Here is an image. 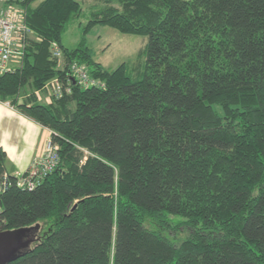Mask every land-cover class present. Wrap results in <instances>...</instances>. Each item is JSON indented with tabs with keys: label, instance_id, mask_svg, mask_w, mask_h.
<instances>
[{
	"label": "trees",
	"instance_id": "1",
	"mask_svg": "<svg viewBox=\"0 0 264 264\" xmlns=\"http://www.w3.org/2000/svg\"><path fill=\"white\" fill-rule=\"evenodd\" d=\"M97 1L67 48L77 0H8L33 37L0 101L51 131L59 161L22 189L0 148V232L32 234L6 264H264V0ZM95 25L146 36L140 77L94 60ZM52 42L103 86L36 102L64 75Z\"/></svg>",
	"mask_w": 264,
	"mask_h": 264
},
{
	"label": "built area",
	"instance_id": "2",
	"mask_svg": "<svg viewBox=\"0 0 264 264\" xmlns=\"http://www.w3.org/2000/svg\"><path fill=\"white\" fill-rule=\"evenodd\" d=\"M10 4L12 3L8 0H0V5L5 6L0 7V74L20 68L26 45L32 38V30L24 21L23 9ZM50 53L53 57H59L61 54L59 46L54 42L50 45ZM62 80L64 84L55 80V83L51 85L52 91L49 95L53 96V99L59 98L65 91H70L72 85L103 86L100 81L89 76L83 65L76 62L67 64ZM6 103L14 108L8 101ZM58 161L57 148L49 139L45 142L43 152L33 158L30 166L22 174L15 175L16 185L22 189H33L40 184L44 176L57 168ZM6 185L7 175L4 174L0 180V192L5 189Z\"/></svg>",
	"mask_w": 264,
	"mask_h": 264
},
{
	"label": "rangeland",
	"instance_id": "3",
	"mask_svg": "<svg viewBox=\"0 0 264 264\" xmlns=\"http://www.w3.org/2000/svg\"><path fill=\"white\" fill-rule=\"evenodd\" d=\"M77 1L80 4L81 12L78 17L72 21L68 29L62 35V44L67 48H72L77 44L78 40L80 39L82 27L85 25L87 20L90 19L93 11L101 6V3H99L97 0ZM13 6H15V4ZM0 7L5 6L0 5ZM31 37H33V35ZM86 40L87 45L92 50L95 61L99 62L108 69L115 68L121 63H126L130 74L133 77H140L146 61V36L122 33L106 25H95L86 35ZM55 58L58 60L59 68L65 70L67 65H64L63 63L62 53L59 57ZM76 63L83 65L87 69L84 64L78 62ZM63 76L64 75L60 77H53L52 79L45 82L39 90L34 91L35 95H37L36 102L40 104H48L53 101V96L49 95L50 91H52L51 85L55 83V80L58 83L64 84V80H62ZM48 82H50V84H48ZM66 92L69 93L70 91H65L63 94ZM170 218L172 220L180 219L179 217L175 216ZM185 236V231H180L177 233L178 239H182ZM28 240L29 242L25 249L30 247L32 244L31 233L27 235L26 241Z\"/></svg>",
	"mask_w": 264,
	"mask_h": 264
},
{
	"label": "crops",
	"instance_id": "4",
	"mask_svg": "<svg viewBox=\"0 0 264 264\" xmlns=\"http://www.w3.org/2000/svg\"><path fill=\"white\" fill-rule=\"evenodd\" d=\"M51 131L0 101V148L7 157L12 175L22 174L33 158L43 152Z\"/></svg>",
	"mask_w": 264,
	"mask_h": 264
},
{
	"label": "water",
	"instance_id": "5",
	"mask_svg": "<svg viewBox=\"0 0 264 264\" xmlns=\"http://www.w3.org/2000/svg\"><path fill=\"white\" fill-rule=\"evenodd\" d=\"M26 230L0 232V264H6L25 249L28 241Z\"/></svg>",
	"mask_w": 264,
	"mask_h": 264
}]
</instances>
